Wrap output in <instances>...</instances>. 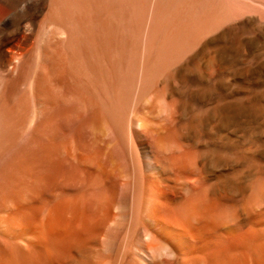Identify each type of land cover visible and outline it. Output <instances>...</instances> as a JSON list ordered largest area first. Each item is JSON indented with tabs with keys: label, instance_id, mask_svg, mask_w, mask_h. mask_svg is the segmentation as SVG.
<instances>
[{
	"label": "bare ground",
	"instance_id": "bare-ground-1",
	"mask_svg": "<svg viewBox=\"0 0 264 264\" xmlns=\"http://www.w3.org/2000/svg\"><path fill=\"white\" fill-rule=\"evenodd\" d=\"M0 264H264V0H0Z\"/></svg>",
	"mask_w": 264,
	"mask_h": 264
}]
</instances>
